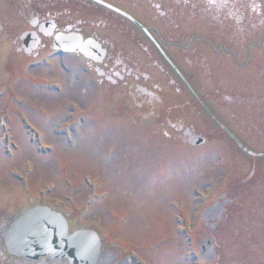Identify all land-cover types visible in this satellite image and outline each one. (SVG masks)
Here are the masks:
<instances>
[{"label":"rangeland","instance_id":"rangeland-1","mask_svg":"<svg viewBox=\"0 0 264 264\" xmlns=\"http://www.w3.org/2000/svg\"><path fill=\"white\" fill-rule=\"evenodd\" d=\"M258 4L259 11L256 6ZM141 7L146 10L140 13V20L144 25L156 29L165 42H180L182 45H165L163 49L186 75L190 72L191 77H188L196 92L195 100L186 86L180 85V97H174L171 102L164 104L163 111L168 112L167 117L171 119L181 118L186 126L191 125L196 132L212 142L195 149L174 145L173 138L178 139V136L174 133L166 136L159 120H142L135 115L125 98L127 91L124 88L103 106L90 104L95 99L93 92L87 90L83 95L79 80L71 77L68 72L71 70L68 64L70 62L59 58L55 61L54 74H50L48 68L41 70L36 67L24 74L22 85L16 88L21 96L36 105L34 112L24 110L23 119L32 131V136L37 137L34 138L37 149L27 137L26 126L18 129L20 124L13 122L17 151L11 157H0V208L9 206L16 196L13 193L20 191L19 181L30 186L31 192L54 188L55 192L51 196L46 195L44 200L54 199L56 195V199L61 201L62 209L67 212L76 208L88 209L85 199L89 201L94 190L96 203L89 211H83L81 216L94 217L101 233L111 232L116 241L132 246L136 256L145 261V264H180L175 260L177 252L170 248L176 231L174 216L180 213L179 208L182 214V209H189V217L195 228L198 212L204 207L209 195L224 192L227 196L234 194L229 186L238 184V179H243L242 175L250 171L248 157L224 136L218 135H224L219 125L215 126L218 130L215 133L213 123L230 125L232 135L241 138L248 150L253 148L255 152H264V145L263 148L260 145L264 141V133L260 134V125H264V0L242 2V8L237 11L242 16L240 28L231 19L221 23H204L192 11L194 7L190 6L181 7L183 11L178 17L161 19L155 16L154 10L145 0ZM256 10L258 13L255 14ZM234 34L237 36L234 37ZM109 36L114 43L112 51L122 57H134L142 72L150 73L154 77L153 81L163 89L175 88L172 84L176 75L168 69L166 62L154 48L144 51L143 46L137 48V44H133L135 39L130 42L127 36ZM190 38L193 39L192 44L187 48ZM8 43L9 40L6 39L2 42L5 49L0 54V69L3 70L2 65L10 45ZM227 43L236 51L234 53H238L235 54L237 59H234L236 64H239L238 61L242 64L248 60L246 65L229 71L228 74L227 71L219 72L225 61H217L225 56V52L230 53L232 58L233 52L225 51L222 47ZM249 44H253L249 46L250 58L246 54ZM214 59L216 60L209 62ZM153 63L156 65H152ZM228 63L227 61L225 64ZM3 74L1 70L0 77ZM41 74L46 79L54 75L55 84L60 83L59 94L53 89L56 96L54 93L41 91L45 87L38 83H45L46 80H40L43 77ZM69 75L71 80H68ZM82 78L88 82L92 79L91 75L85 74ZM214 79L223 83L224 87L227 85L223 91L215 89L212 82ZM256 83L258 86L255 88ZM231 95L259 98L262 103L261 113L247 112L244 107L240 108L242 104ZM227 97L234 99L230 105H225ZM69 100L76 101L72 104L76 114L72 112L74 109L70 110ZM204 103L214 115L218 112L219 120L209 109L205 113L213 123L205 118L199 105ZM84 110V124L73 126ZM70 115H73L72 119ZM236 115L241 118H236ZM71 126L73 131L68 140L67 128ZM38 142L41 147L48 148L49 152L38 151ZM27 166L30 167L29 170ZM219 167L224 172L220 177L215 175L216 168ZM11 169L16 174H12ZM210 174L213 177L207 178ZM84 177L91 182L90 187L84 182ZM205 178L206 182L203 181ZM210 179L213 180V187L207 183ZM192 183L203 190L199 196L191 188L187 190L189 186L192 187ZM68 197L69 203L66 200ZM171 201H175L174 207L178 212L171 209ZM237 214L238 209L230 207L225 217L226 222L223 221L217 234L221 232L223 236L231 228L239 239L244 230L240 225H235L239 220ZM224 222L226 225H223ZM231 249V246H227L224 251ZM218 262L230 264L232 259L223 256Z\"/></svg>","mask_w":264,"mask_h":264},{"label":"water","instance_id":"water-1","mask_svg":"<svg viewBox=\"0 0 264 264\" xmlns=\"http://www.w3.org/2000/svg\"><path fill=\"white\" fill-rule=\"evenodd\" d=\"M199 142L192 140L193 144ZM7 244L17 254L50 251L52 256L68 257L72 264H92L99 252L95 235L78 231L68 237L62 218L40 208L27 211L12 225L7 233Z\"/></svg>","mask_w":264,"mask_h":264},{"label":"flooded vegetation","instance_id":"flooded-vegetation-1","mask_svg":"<svg viewBox=\"0 0 264 264\" xmlns=\"http://www.w3.org/2000/svg\"><path fill=\"white\" fill-rule=\"evenodd\" d=\"M11 4H0V33L7 32L8 29L13 30L10 35H14L11 40V52L9 56H13L7 59V63L10 64L15 60V55L17 57V61L20 59H24L25 53L23 49V42L19 40V35L24 31L34 30L40 34L39 24L46 21H54L55 23V32H65L68 27H72L73 29H79L76 25H70L68 23H60L59 15L55 13V11L50 8L46 10V3L41 2V0H24L20 2L18 5H15V8H11ZM39 9V10H38ZM41 10V11H40ZM42 14V15H40ZM29 15V16H27ZM37 19L36 25L33 27L30 24L33 21L30 19L31 17ZM82 25V22H80ZM41 35V34H40ZM52 37H44L41 36V40L36 47L35 51H31L28 56L34 57L37 55L39 51H45L51 49ZM22 57V58H20ZM107 63H102V66L105 67ZM113 70L112 68L109 71ZM107 73V71H104Z\"/></svg>","mask_w":264,"mask_h":264}]
</instances>
